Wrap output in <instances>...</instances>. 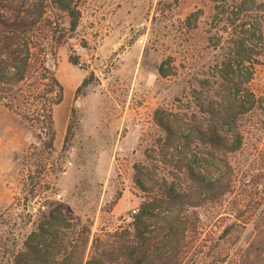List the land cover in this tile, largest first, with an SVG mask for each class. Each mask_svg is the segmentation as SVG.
<instances>
[{
    "label": "rangeland",
    "instance_id": "374dc122",
    "mask_svg": "<svg viewBox=\"0 0 264 264\" xmlns=\"http://www.w3.org/2000/svg\"><path fill=\"white\" fill-rule=\"evenodd\" d=\"M31 1L47 5L41 35L48 40L40 45L63 100L53 106L52 131L0 103V244L8 251L0 264H13L10 255L56 208L89 226L90 248L102 230L128 226L126 215H138L170 188L181 195L175 208L186 228L180 264H264L257 105L243 147L228 156L235 170L230 194L203 200L196 193L179 169L190 152L179 155L176 137L194 121L208 127V101L226 99L217 86L235 27L255 25L264 41V0H74L75 28L50 0H0V19L27 15ZM256 67V97L240 98L247 108L253 99L264 105V66Z\"/></svg>",
    "mask_w": 264,
    "mask_h": 264
},
{
    "label": "trees",
    "instance_id": "16d2710c",
    "mask_svg": "<svg viewBox=\"0 0 264 264\" xmlns=\"http://www.w3.org/2000/svg\"><path fill=\"white\" fill-rule=\"evenodd\" d=\"M48 2L67 13L71 27H76L79 13L73 5L74 0ZM30 3L27 15L0 19V30H3L0 32V103L24 119L52 131V109L62 102L63 89L45 65L46 50L40 45V40H48L41 35L47 5L37 1ZM34 12L37 15H33ZM247 25L244 22L236 26L227 41L224 49L227 51L221 62L224 79L221 78L223 83L217 86L223 92L220 97L226 99L210 98L208 101V127L194 121L186 129L177 130V148H180L177 151L184 150L179 155L186 156L190 152L192 158L181 161L179 169L186 170L203 200L233 192L235 170L228 162V156L243 147L244 128L251 121L248 117L254 105L262 114L260 123L264 129L263 103L253 99L252 103L247 102L252 105L247 108L245 102H240L246 95L256 97L251 84L256 66H264V61L258 59L264 57L262 34L255 25ZM90 78H86L82 86L89 84ZM217 96L215 93L211 97ZM165 124L160 123V126L174 135V130ZM53 139L54 133L51 143ZM217 162H221V166ZM212 167H215L216 175L210 171ZM162 194L157 201L144 206L130 225L115 231L102 230L91 241L90 248L89 226L78 225L74 218L62 212V207L56 208L37 225L36 231L26 236L23 249L10 255L13 264H180L181 240L186 235V228L183 213L175 206L182 202L181 195L173 188ZM155 209L160 213H155ZM145 216L152 217L154 224L145 223ZM13 245L17 247L15 243ZM4 247L5 244H0L2 258L8 252Z\"/></svg>",
    "mask_w": 264,
    "mask_h": 264
},
{
    "label": "built area",
    "instance_id": "2783aa9c",
    "mask_svg": "<svg viewBox=\"0 0 264 264\" xmlns=\"http://www.w3.org/2000/svg\"><path fill=\"white\" fill-rule=\"evenodd\" d=\"M135 214H136V211L133 210V211H131L130 214L126 215V216L123 218L124 223H125L126 225L131 224V223L133 222V220H134Z\"/></svg>",
    "mask_w": 264,
    "mask_h": 264
}]
</instances>
